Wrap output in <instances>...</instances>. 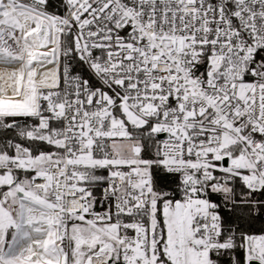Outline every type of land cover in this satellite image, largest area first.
Instances as JSON below:
<instances>
[{"label": "snow or ice", "instance_id": "snow-or-ice-1", "mask_svg": "<svg viewBox=\"0 0 264 264\" xmlns=\"http://www.w3.org/2000/svg\"><path fill=\"white\" fill-rule=\"evenodd\" d=\"M0 64V264H264V0H0Z\"/></svg>", "mask_w": 264, "mask_h": 264}, {"label": "built area", "instance_id": "built-area-1", "mask_svg": "<svg viewBox=\"0 0 264 264\" xmlns=\"http://www.w3.org/2000/svg\"><path fill=\"white\" fill-rule=\"evenodd\" d=\"M102 192V188H100L99 186H97V188L94 190V195H96L97 197H99L101 195ZM95 210L97 212H103L104 211V205L97 203L95 206ZM71 221L69 222V228L71 226Z\"/></svg>", "mask_w": 264, "mask_h": 264}, {"label": "trees", "instance_id": "trees-1", "mask_svg": "<svg viewBox=\"0 0 264 264\" xmlns=\"http://www.w3.org/2000/svg\"><path fill=\"white\" fill-rule=\"evenodd\" d=\"M241 186L240 185H237V190H239ZM179 198V197H178ZM213 199H219V196L218 195H214L213 196ZM262 227V223L260 221H257L254 225H253V230L255 231H259V229Z\"/></svg>", "mask_w": 264, "mask_h": 264}, {"label": "rangeland", "instance_id": "rangeland-1", "mask_svg": "<svg viewBox=\"0 0 264 264\" xmlns=\"http://www.w3.org/2000/svg\"><path fill=\"white\" fill-rule=\"evenodd\" d=\"M1 66L6 67V65H3V64H0V67H1ZM7 67H8V68H9V67H13V65H8ZM0 70H2V68H0Z\"/></svg>", "mask_w": 264, "mask_h": 264}, {"label": "crops", "instance_id": "crops-1", "mask_svg": "<svg viewBox=\"0 0 264 264\" xmlns=\"http://www.w3.org/2000/svg\"><path fill=\"white\" fill-rule=\"evenodd\" d=\"M7 67V66H6ZM14 67V66H13ZM0 68H2V70L5 68L4 66H1ZM12 68V67H9V69Z\"/></svg>", "mask_w": 264, "mask_h": 264}]
</instances>
